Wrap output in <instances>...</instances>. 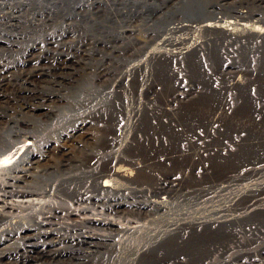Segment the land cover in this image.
<instances>
[{"label":"rangeland","instance_id":"1","mask_svg":"<svg viewBox=\"0 0 264 264\" xmlns=\"http://www.w3.org/2000/svg\"><path fill=\"white\" fill-rule=\"evenodd\" d=\"M20 1L24 0H0V3L11 4L0 10V16L3 18L6 15L15 17L14 21L4 18L0 22L1 65H6L9 71H13L19 69L20 63L29 58H33V63L29 61L26 68L33 65L59 64L66 61L68 66L71 65L70 69L76 70L78 73L86 72L85 74L89 75L104 73L106 79L105 82H100L101 84L90 81H87L89 85L84 83L96 92L88 97L92 102L81 108H75L69 101H74V97L82 86L64 90L63 93L66 94L70 105L62 104L58 107L60 111L59 109H56L58 112L54 111L57 114L62 112L65 119L46 121L47 123L44 124L46 127L43 126V128L45 127L44 134L37 138V144L43 152L40 157L41 162L37 165L39 170L52 171L54 169L55 173L51 177L54 180L78 175V173L88 175V171L93 175V171L98 170L95 165L100 160L105 162V165L101 166L102 170L114 166V162L110 158L111 156L114 159L119 157L118 152L116 153L117 130L119 133L118 128L125 122L123 113L128 107L139 106L141 111L135 117L140 121L136 122L140 131L137 134L135 131L131 138L130 143L133 148L128 151L129 157L126 158L123 155L124 152H120L119 161H123V159L127 161L134 159L155 161L160 156L162 159L168 158L166 159L168 162L164 166L154 170V173L146 175V177L149 176L148 174L154 175L152 176L154 179L152 185H156V187L160 182L165 183L166 186H172L174 182L180 185L183 178L179 174V167L186 165V173L184 171L186 177L183 182L185 190L181 184L182 192H185L188 197L186 199L190 200L185 207V221L198 219L207 222L214 218L220 220L223 218L220 216L221 214L230 219L240 213V211L235 214L233 211L221 212L218 210L229 208L233 198L242 194L248 187L252 189L257 184H264V174L248 179L249 172L264 168V145L253 149L249 144V138L255 133H250L249 129L252 123H250L248 115V112L259 105L257 100L261 99L264 103V40L256 42L230 40L232 42L223 45L222 49H220V45L219 48L217 44L209 41L207 43L209 50L214 47L217 49L212 58L202 54V58L192 64L188 57H185L176 60L174 65L165 64L161 70L152 68L149 76L146 74L144 77L141 72L124 76L121 79L123 84H120L119 73L124 71L129 64L137 63L142 59L149 47L157 44L163 36L162 32L153 34L154 31L151 28L153 22L166 12L172 13L176 7L174 5H178L180 0H61L62 2L57 0L54 1L55 4L52 0H32V3L30 1L27 6L18 5ZM205 2L208 7L212 5L214 9L210 10H214V13L219 15H231L230 12L235 8L236 11L246 12L249 15L254 12L261 14L264 18V0H206ZM257 17L254 18V22L257 20L258 25L264 26ZM51 19L62 21V23L61 25L55 24ZM171 21L186 23L187 20L180 15L170 16L166 17L164 24H169ZM207 46H203V48L207 49ZM216 68H220L217 79L212 75ZM161 78L162 81H160ZM143 81L145 85H149V90L143 92L139 99L138 92L141 90L139 85ZM116 84L120 86L118 87ZM108 94H111L119 106L113 107L105 103ZM123 94L126 100H124ZM202 99L209 103V110H201L192 104L193 101ZM138 101H141V104H138ZM4 109L5 104L0 103V111ZM185 111H190V113H185ZM204 111L209 112L205 113ZM213 111L216 113L213 114ZM117 112L122 113L118 115ZM209 114L212 118L215 117L214 122L209 118ZM131 115H134L133 112ZM262 116L264 118V108ZM82 123L84 124L82 125ZM260 125L264 126V121ZM77 126L84 127V129L73 133L72 130L74 127L78 128ZM103 135L107 137L97 143L96 141L102 139ZM47 139L51 140V144L46 146L44 141ZM129 141L130 139H128V143ZM235 143L239 145L235 146ZM139 145L141 146L137 147ZM216 157L222 158L223 163H220L219 166H215V163L211 161ZM65 164L70 165L67 167ZM119 165L126 167L127 163L119 162ZM72 166L78 167L73 168ZM4 169L7 171V168ZM49 181L47 180V182ZM120 182L126 183L123 180ZM227 183L228 189H222ZM229 186L232 187L229 188ZM203 190L212 193L200 198L199 193ZM173 193L178 196L177 187L168 189V194ZM128 196H131V193ZM263 197L264 195L260 196V198ZM178 198L180 200L179 196ZM194 199H198V203H194ZM137 201H142V197H138ZM262 202H264V198ZM73 206L75 208L71 209L74 211H78L82 207L89 208L88 214L93 213L94 207H96L92 195L84 196L78 204ZM122 209L124 208L120 210ZM168 210L173 212L171 206ZM219 212L221 213L219 214ZM160 213L153 212L151 216H145L138 221L140 223L148 222L146 226L150 229L153 228L151 229L153 231L159 223L163 224L157 221ZM143 216L142 214L141 217ZM177 217H179V213L175 216V218ZM262 217L264 218V215L257 217L258 224L242 227L247 231L250 229L253 231L247 235V239L253 243L249 250L250 253L226 244L225 248L220 247L221 249L219 248L217 253L203 264H231L236 257L245 253V256L257 255L262 250L261 246L264 248V228L262 227L264 219ZM40 218L42 219V214ZM126 220L135 221L137 219L136 216L130 215ZM261 221L263 224H260ZM156 222L158 225L155 224ZM121 223L124 224V221ZM119 225L121 224L119 223ZM100 233L106 236L108 232ZM140 234L141 232L133 237L134 242L131 240L132 236H124L118 232H112L111 236L107 235L106 238L111 239L110 243H115L114 245H117V242L125 245L127 242L126 245L131 248L145 247L147 244H144L145 240ZM183 235L184 233L180 234L179 248L175 250L182 248ZM114 239H117V242ZM154 240L151 238L147 243ZM18 249L19 243L12 240L4 249L0 250V256L15 255L16 260L10 264H22L17 260L20 254ZM28 249L30 252L26 256H29L30 260L41 258L40 254L42 253H38L41 248L32 246ZM51 249L55 252L52 255ZM96 251L100 252V250ZM96 251L95 249L86 250L76 243L63 247H48L43 255L47 257V260H51L52 256L57 258L52 259L56 262L59 260L65 262L64 260L70 258L74 262H83V260L92 258L85 255H91L89 253ZM143 256L144 254L138 255V258ZM1 257L0 264H2ZM181 259L184 260L180 256L178 261L180 262ZM52 260L50 262H53ZM161 262L173 264L167 259L164 262L162 259H156L155 264H162ZM34 264H46V262L41 260Z\"/></svg>","mask_w":264,"mask_h":264},{"label":"bare ground","instance_id":"2","mask_svg":"<svg viewBox=\"0 0 264 264\" xmlns=\"http://www.w3.org/2000/svg\"><path fill=\"white\" fill-rule=\"evenodd\" d=\"M52 1L56 2L57 0ZM205 1L180 0L178 3L179 7L173 4L176 7L175 9L173 8L172 13L166 12L162 17L156 18L151 27L154 31L153 34L156 35L162 32L163 36L157 44L149 47L142 59L139 58L140 60L137 63L129 64L124 71L119 73L120 84H123L121 79L124 76L140 72L143 73L144 77L146 74L149 76L152 68L161 70L165 64L174 65L176 64V60L185 57H188L192 64L199 61L202 58V54L205 57L212 58L217 49L214 47L212 50H209L210 48L207 46L209 41L218 46L220 45L221 48L220 46L219 48L222 49L223 45L233 40H240V42L244 40L251 42L264 40V26L258 25L257 20V23L254 22V18L258 16L257 18L264 24V18L261 14L254 12L249 15L246 12L236 11L234 8L235 10L233 9L231 12L228 10L232 16L221 13L222 16L214 13V10H210L211 8L214 9V7L212 5L208 7ZM29 2L32 3V0L20 1L18 5L27 6L30 4ZM10 5L7 2L0 3V10ZM71 6L73 7V5ZM215 11L217 10L215 9ZM121 13L123 14V12ZM176 15L186 18V23L181 22V20L176 23L171 21L169 24H164L166 17ZM4 18L9 19V21L15 20V17H12V15H6ZM4 18L0 16V22ZM29 22L34 25L31 20ZM52 22L55 24L59 23L60 25L62 23V21L54 19ZM203 46H207L208 48L204 49ZM163 59L166 60L164 61ZM29 61L33 63V58L26 59L20 63L21 67L19 69H14L13 71H9L6 65L0 64V103L5 104V109L0 111V250L4 249L12 240L19 243L18 250L20 254L17 260L22 264L39 263L41 260L44 263L46 262V264H155L156 259H162L163 262L167 259L169 262H173V264H203L213 257L220 247L227 246L226 244L250 253L249 250L253 243L247 239V235L253 231H250L251 229L247 231V229L242 227H248V225L251 227V225L258 224L257 217L264 215V202H262L264 197L260 198L261 195H264V184H257L252 189L248 187L242 194L236 195L233 198L234 200L231 201L229 208H220L218 210L221 212L233 211L235 214L240 211L237 216L227 219L228 217L221 214L220 216L223 218L220 220L214 218L207 222H202V220L198 219L185 221V207L190 202L189 199H186L187 195L185 192H182L183 189L181 188V184L184 190L186 188L183 186L186 177V175L184 176L186 165L179 167V174L183 178L180 185L174 182L172 186H166L165 183L160 182L156 187V185H152L154 181L152 176L154 175L148 174L149 178L146 175L147 173H154V170L164 166L168 162L166 160L168 158H164L163 160L160 156L155 161H138V159H134L133 161L123 159V161H119L120 152H124L123 155L126 158L129 157L128 151L133 148L130 143L131 138L134 136L135 131L136 134L140 131L136 123L140 121L135 117L141 111L139 106L132 108L127 106L129 110L128 108H124L126 110L123 113L125 122L118 128L119 133L117 130L116 153L118 152L119 157L114 159L111 156L110 158L114 162V166L102 170L101 166H104L105 162L100 160L95 165L98 170H94L93 175L88 171V175L78 173V175L54 180L51 178L55 173L53 172L54 169L52 171H48L47 169L39 170L37 165L41 162L40 157L43 152L37 144V138H40L44 134L45 122L48 120L51 122L56 119L58 121L65 119L62 112L56 113V109L60 111L58 107L62 104L70 105L69 103H71L75 108H81L90 104L92 101L88 97L96 91L93 88H89L87 81L102 83L106 79L104 73L89 75L85 74L86 72H80V74L78 71L70 69L71 65L68 66L66 61L59 64L50 63L47 66H45L46 64L44 66L37 64L38 66L33 65L30 68H26ZM219 72L220 68H216L212 73L213 77L215 76L216 78ZM160 81H162V78ZM77 86L82 87L74 97V101H69L68 103V98L63 93L64 90L66 88H76ZM139 87H141V90L138 92L140 99V96L143 95L142 93L149 90V85H145L143 81ZM86 94L88 95L85 96ZM122 96L126 100L124 94ZM106 99L107 101L104 100L106 101L105 103L113 107L119 106L113 100L111 94H108ZM257 101L259 105L253 108L254 111L252 109L251 112H248L249 121L252 123L249 130L250 133H255L249 138V144L253 149L264 145V126L260 125L264 121L262 116L264 103L261 99ZM139 103L141 104V101H138ZM192 104H195L201 110L210 109L209 103L203 99L193 101ZM132 112L134 115H131ZM188 112L190 113V111H185V113ZM208 112L206 111L205 113ZM120 113L122 112H119L118 115ZM214 113L216 111H213ZM209 118L212 122L215 121V117L212 118L210 114ZM43 126L45 127L43 128ZM77 127H74L73 133L84 129V127ZM124 133V137L120 139L119 135ZM129 133L130 138H128ZM102 137V139L96 142L103 141L107 136L104 137L103 135ZM126 139H130L129 143L125 142ZM44 144L46 146L51 144V140H45ZM234 145L238 146L239 144L235 143ZM29 146L32 148H28ZM234 158H236L235 155ZM84 160H82L83 163ZM211 161L215 163V166L223 163L220 157H216ZM119 162H126L127 166H118ZM10 165L11 167H9ZM65 165L68 167L70 164ZM72 167L77 168L78 166ZM4 168H7V171ZM262 174H264V168L252 170L249 172L248 179L256 175L261 176ZM40 180L42 181L40 182ZM47 180L50 181L47 182ZM120 180L126 183H122ZM229 182L232 183V181ZM227 185L228 183L222 189L226 190ZM175 187H177V194L180 200L174 193L168 194V189ZM231 187L229 186V188ZM130 193L131 196H128ZM210 193L212 192L208 190L200 191V198L208 196ZM86 195H92L94 198L96 207H94L93 213L88 214L89 208L85 207L80 208L78 211L72 210L71 208H75L73 205L78 204ZM138 197H142V201H137ZM195 202L198 203V199ZM170 206L173 208V212L168 210ZM121 208L124 209L120 210ZM153 212L156 214L161 212L157 221L163 224L160 225L159 223L158 225V222H156L155 224L158 226L154 228L155 230L151 231L153 228L150 229V227L146 226L148 222L140 223L138 220L148 215L151 216ZM177 213H179V217L175 218ZM41 214L42 219L40 218ZM126 214L136 216L137 220H126V218H129ZM142 214L144 215L143 217H141ZM262 219L264 218L262 217ZM117 220L118 222H116ZM122 221H124V224L121 223ZM183 221L185 222L182 223ZM132 223L135 225H131ZM260 224H263V222L261 221ZM150 226L152 227V225ZM262 227L264 228V226ZM100 232H108L106 236H111L112 232H118L119 234H124V236H132V238L141 232L140 235L145 240L144 244H147V246L131 248V246L126 245L127 242L125 245H121V243L116 241L117 239H114L117 242V245H114L115 243H110L111 239H107ZM183 233L182 241L184 243L181 246L182 248L175 250L179 248V236ZM158 236L165 237L159 238ZM149 237L155 240L148 244V240L151 239ZM131 240L133 241L134 238ZM76 243L86 250L95 249V251L100 250L101 253L97 251L91 252L89 253L91 255L85 256H91L92 258L83 260V262H74L71 261L72 258L69 259L68 257L69 260H64L65 262L60 260L56 262L52 260L53 256L51 258L53 262H50L51 260H47V257L43 255L46 253L48 247H63L67 244ZM32 246L41 248L38 252L42 253L40 254V259L33 258V260H30V257L26 256L30 252L28 248ZM261 248L262 250L257 255L245 256L246 253L244 252L245 254L236 258L234 257L235 260L231 264H264V248L263 246ZM126 249L129 250L127 251ZM51 250L49 252L52 255L55 252L53 249ZM143 254L142 258H138V255ZM180 256L184 260L181 259L179 262ZM15 260V255L11 256L7 254L1 257L2 264H10Z\"/></svg>","mask_w":264,"mask_h":264},{"label":"built area","instance_id":"3","mask_svg":"<svg viewBox=\"0 0 264 264\" xmlns=\"http://www.w3.org/2000/svg\"><path fill=\"white\" fill-rule=\"evenodd\" d=\"M123 135H125V133H124V134H122V135H120V137H119V138H120V139H122V138L124 137ZM129 137H130V133H129ZM129 137H128V138H129ZM125 142L127 143V142H128V139H126V141H125ZM122 143H124V142H122ZM163 160H164V159H163Z\"/></svg>","mask_w":264,"mask_h":264}]
</instances>
